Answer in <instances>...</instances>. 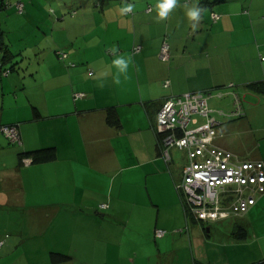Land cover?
I'll return each mask as SVG.
<instances>
[{
  "label": "crops",
  "instance_id": "0c3cea01",
  "mask_svg": "<svg viewBox=\"0 0 264 264\" xmlns=\"http://www.w3.org/2000/svg\"><path fill=\"white\" fill-rule=\"evenodd\" d=\"M156 3L27 0L18 14L34 12L32 31L41 37L29 54L37 55L42 40L47 48L33 67L13 65L17 53L7 21L15 7L3 11L2 41L12 56L2 60V68L11 64V70L0 71V124L18 122L21 142L0 133V264H198V236L187 226L177 188L181 167L165 161L153 128L165 97L210 91V108L227 112L236 92L243 114L213 113L219 122L214 142L239 159H264V92L248 86L264 82V0H178L160 22ZM126 4L134 10L122 16ZM185 4L203 9L195 30ZM164 39L165 59L159 56ZM114 46L133 60L119 85L113 83ZM58 49L66 57L55 58ZM41 56L58 67H39ZM108 106L117 111L118 127L105 120ZM47 146L55 147V159L19 158ZM261 210L264 194L240 214L235 226L243 228V237L250 227L254 231L251 220ZM156 229L165 233L157 236ZM243 237L219 243L225 259L218 264H264V250L257 255L252 240ZM244 245L253 254L227 258ZM51 252L70 258L52 262Z\"/></svg>",
  "mask_w": 264,
  "mask_h": 264
},
{
  "label": "built area",
  "instance_id": "2783aa9c",
  "mask_svg": "<svg viewBox=\"0 0 264 264\" xmlns=\"http://www.w3.org/2000/svg\"><path fill=\"white\" fill-rule=\"evenodd\" d=\"M16 5L22 7L20 2ZM211 17L216 18L217 14L211 13ZM138 49L139 45L133 47L135 51ZM60 54L66 56L64 52ZM168 55L169 43L164 39L159 56L165 59ZM221 94V91L216 92V95ZM210 95L211 92L206 91L165 97L156 111L153 125L155 131L165 133L161 142V155L165 161H171L172 148L185 152L186 160L177 188L187 217L190 215L204 223L243 214L259 194H264V159H239L231 150L214 142L219 122L213 113L238 117L243 114L241 99L233 92V109L225 112L210 108ZM198 115L204 116L205 120L199 122ZM18 124L0 125V133L10 142L20 144ZM29 160V157H22L24 163ZM164 232L156 229L155 235L161 236ZM3 243L4 238H0V247Z\"/></svg>",
  "mask_w": 264,
  "mask_h": 264
},
{
  "label": "rangeland",
  "instance_id": "374dc122",
  "mask_svg": "<svg viewBox=\"0 0 264 264\" xmlns=\"http://www.w3.org/2000/svg\"><path fill=\"white\" fill-rule=\"evenodd\" d=\"M24 2V10H26L25 4H27V0H22ZM12 8L9 6L5 9H2L0 11V29L4 30L3 27V11L11 10ZM32 9V8H31ZM29 9V10H31ZM23 10V12H25ZM13 11V10H12ZM15 12L9 14L12 15V17L7 21V25L11 27V32L8 36V40L11 43V46L13 50L17 53L14 55V63L15 67H33L32 64L35 63L36 58L39 57L40 54H44L45 50H47L46 43L43 42V40L39 44V49H36L38 51L37 55H30L29 50L30 47L33 45V41L36 44L38 40L40 41L41 37L38 38L39 32H33V26L34 23L32 20L35 18V15L32 14L34 12H30L29 14L25 15L23 13L22 16H19L21 14H18L16 9ZM13 19V20H12ZM36 36V37H35ZM35 38V39H34ZM34 39V40H33ZM25 56V57H24ZM57 58V55H55ZM23 60V63H22ZM25 60V61H24ZM44 60L39 67H58L55 66L52 60L50 58H47V60H50V63L47 61L45 62L46 58L42 59ZM11 64H9L7 67H10ZM85 67V66H84ZM243 104V102H242ZM171 155H172V161L176 166L182 167L185 163V152L183 150H179L178 148H172L171 149ZM243 217L241 215H234L230 216L225 221H213L208 222L202 225L199 222H191V230L195 229L193 233L195 236H198V239H195L194 241V254H197L194 256V260L200 264L205 260V264L208 262H213L215 264L220 263L225 259V255L221 253V248L219 247V243L224 241H230L237 239V229H236V223L242 221ZM221 221V222H220ZM251 223L254 227V231L252 227L249 228L248 232L246 233V237H243V240L250 241L252 240V244L255 245L254 247L257 250V255L261 254V250H264V210L256 212V214L252 217ZM198 224V225H197ZM209 226L210 229L207 230L206 227ZM193 234V236H194ZM202 239V243L199 241ZM255 239H258L257 241ZM247 245L241 246L240 252L233 251L227 258H240L242 256H245V251L248 250V252L252 253L251 250L247 248ZM232 249V248H231ZM253 254V253H252Z\"/></svg>",
  "mask_w": 264,
  "mask_h": 264
},
{
  "label": "trees",
  "instance_id": "16d2710c",
  "mask_svg": "<svg viewBox=\"0 0 264 264\" xmlns=\"http://www.w3.org/2000/svg\"><path fill=\"white\" fill-rule=\"evenodd\" d=\"M19 2L22 4L21 8H18V6L16 5ZM11 5H14L15 9L18 12H20V13H22L23 10H24V2L22 0H19V1L15 2V3H11L10 0H0V11L2 9H5V8L11 6ZM55 52H56L58 58H63V57H61L60 52H64L65 53V51H63L62 49L55 50ZM11 56H12V54L9 51L8 45L7 44H3V41H2V30L0 29V71L2 73H4V74H7V72L11 70V66L9 68H4L3 69L2 68V60H4L5 58L9 60L11 58ZM248 86H249V88H253V89L258 90L260 92H264V82H262V81H257V82L250 83ZM239 98L241 99V102H243L241 96H239ZM33 110H34L35 115H39V112L37 111V109L33 108ZM217 110H222V109H217ZM105 113H106L105 120L110 126L118 127L120 125L119 117H118L117 111H116L114 106L106 107ZM8 124H11V123H8ZM0 125H5V124H0ZM153 125H154V123H153ZM155 133L157 135L158 142L160 143V145H162L161 142H162V138L165 135V133L158 132L157 130L155 131ZM24 156L30 157L31 162H33V163H40V162H45V161H49V160L55 159L56 158V151H55V147L47 146V147H41V148L28 150V151H25L23 153H20L19 154V158L21 159V161H22V157H24ZM184 210H185V207H184ZM185 217H186V220H187V226L191 222H194V221L195 222H200V221H196L190 215H188V217H187L186 211H185ZM200 223L204 224V222H200ZM236 229H237V233L236 234H237L238 238H242L245 235V231L243 230V228L242 229L236 228ZM50 258H51L52 262H59V261L68 260L70 258V256L67 255V254H64V253H60V252H51L50 253Z\"/></svg>",
  "mask_w": 264,
  "mask_h": 264
},
{
  "label": "clouds",
  "instance_id": "9594fccd",
  "mask_svg": "<svg viewBox=\"0 0 264 264\" xmlns=\"http://www.w3.org/2000/svg\"><path fill=\"white\" fill-rule=\"evenodd\" d=\"M178 7V0H157V3L154 6V10L156 12L157 22L166 20L169 15ZM185 16L187 20L190 22L191 27L195 30L198 26L199 21L202 19V11L203 9L196 4L192 6L184 5ZM134 10V5L126 4L125 6L119 9L120 14L122 16L132 13ZM115 58L112 60V65L116 69V72L113 76V83L116 85L121 84V77L124 79H128L129 69L133 65V60L130 55H118V48L115 46L111 49ZM99 87H103V83L98 85Z\"/></svg>",
  "mask_w": 264,
  "mask_h": 264
},
{
  "label": "water",
  "instance_id": "95a60500",
  "mask_svg": "<svg viewBox=\"0 0 264 264\" xmlns=\"http://www.w3.org/2000/svg\"><path fill=\"white\" fill-rule=\"evenodd\" d=\"M208 230V228H206Z\"/></svg>",
  "mask_w": 264,
  "mask_h": 264
}]
</instances>
